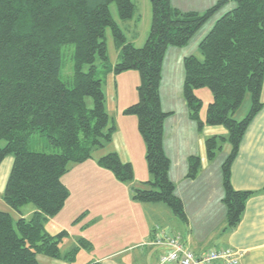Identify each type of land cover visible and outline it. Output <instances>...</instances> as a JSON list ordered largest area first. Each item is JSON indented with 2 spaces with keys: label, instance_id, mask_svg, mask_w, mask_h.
<instances>
[{
  "label": "trees",
  "instance_id": "16d2710c",
  "mask_svg": "<svg viewBox=\"0 0 264 264\" xmlns=\"http://www.w3.org/2000/svg\"><path fill=\"white\" fill-rule=\"evenodd\" d=\"M235 8L216 20L198 45L202 60L184 58L183 97L189 118L201 131L204 126L222 127L226 137L205 140L207 161L215 159L219 140L228 142L230 153L221 166L225 207V231L241 222L246 202L254 192L236 191L231 186L230 168L253 118L262 110L264 83V0H234ZM150 29L141 48L127 43L113 21L109 6L114 4L119 20H131V0H0V164L11 155L13 163L1 197L14 211L31 204L29 219L15 222L0 211V264H39L37 256L72 262L77 246L61 255L56 237L44 232L48 219L57 216L69 196L61 183L69 164L91 159L95 149L112 141L115 126L105 110L99 66L104 74L128 71L139 74L138 100L122 114L137 119V131L145 146V162L151 180L148 189L133 188L132 201L164 204L187 222L183 204L168 177L170 162L163 150V124L159 88L161 69L169 47H185L226 3L219 1L202 14L182 12L170 0H149ZM112 33L119 61L110 64L104 34ZM73 46L72 75L60 78L62 48ZM88 66V72L83 68ZM207 88L212 94L205 121L199 119L202 102L194 90ZM247 94L251 107L244 119L233 116ZM44 138L49 152L30 149L33 138ZM187 178L194 179L201 162L187 160ZM97 165L110 171L119 182H132L130 163L117 153L101 157ZM88 264H99L89 262Z\"/></svg>",
  "mask_w": 264,
  "mask_h": 264
},
{
  "label": "crops",
  "instance_id": "0c3cea01",
  "mask_svg": "<svg viewBox=\"0 0 264 264\" xmlns=\"http://www.w3.org/2000/svg\"><path fill=\"white\" fill-rule=\"evenodd\" d=\"M172 7L179 10L177 6ZM134 20L132 24L134 32L129 37L124 36L128 43L139 48L145 42L148 33L144 30L140 33L137 30L138 17ZM124 23L123 25H128ZM169 49L173 48L169 47L166 53L169 51L176 53L175 50ZM166 53L164 57H166ZM119 78L124 83V76H119ZM117 79V76L112 73L107 75L105 110L109 118H112L111 122L116 128L111 141V144L116 142L115 147L108 149L107 152L117 153L122 162L130 163L135 169L136 158L144 161L145 146L137 131V119L133 116H124L122 112L126 107L134 104L137 98L134 94H131L130 98L126 94L121 96L120 83ZM159 96L162 111L170 114L163 124V150L170 162L168 177L175 187V195L183 204L187 227L182 226L180 232H174L170 228H161L157 224L151 223L148 217L150 212L164 213L165 208L162 204L138 205L129 199L126 209H118L112 204L107 207L102 205L98 207L97 211L103 213L100 214L103 216L90 219L93 221V229L90 228L93 233L90 237L85 238L89 241L91 250L80 249L72 262L37 256L39 264H88L89 262H99V264H159V257L165 254L166 248L154 245V241L161 232L181 236L185 246L196 256L212 249L209 247L207 239L215 235V238L218 237L216 249L232 248L240 252L239 264H264V107L247 128L237 157L230 168L232 188L236 191L254 192L255 195L246 202L241 222L237 228L226 232V210L222 208L223 187L220 170L222 165L219 164L215 173L214 170L211 172L212 164L206 159L205 140L211 137L224 138L227 136V132L219 126H204L202 129L204 140L201 142V149L199 148L197 153H194V150L191 151L190 147L184 150V146L188 145L190 140H196L199 131L198 126L195 128V122L190 120L187 106L186 113L183 114V117L178 118L176 109L163 105L160 88ZM261 100L264 102V83ZM124 123L129 124L128 131L123 130L122 125ZM117 140L119 144H117ZM168 140H170L169 149H167ZM174 147L178 149L177 154L174 153ZM191 156L198 157L201 162L200 169L194 179L187 178V160ZM8 165L11 166V162L6 165V169L0 176V211L9 213L12 218H15L13 220L21 217L29 219L35 212L34 208L26 211L20 209V213H18L1 197L10 173ZM93 172L107 176L106 172L98 168H95ZM133 172L135 174V170ZM144 178L147 176L145 175ZM64 206L66 207V205ZM214 206L219 207L217 219L213 210ZM65 207L61 211H64ZM82 211L84 209L71 211V213L77 214ZM118 216H121L120 220L117 219ZM138 216L142 219L140 220ZM126 217H128V222L124 224L121 220ZM81 225L85 224L82 223ZM57 230L60 229L57 227ZM109 230L111 233L105 236L104 234ZM83 233L81 232L80 235ZM75 240H78L77 237L61 242V246H59L61 255L77 246ZM79 257L81 258L80 261ZM214 264L222 263L214 262Z\"/></svg>",
  "mask_w": 264,
  "mask_h": 264
},
{
  "label": "rangeland",
  "instance_id": "374dc122",
  "mask_svg": "<svg viewBox=\"0 0 264 264\" xmlns=\"http://www.w3.org/2000/svg\"><path fill=\"white\" fill-rule=\"evenodd\" d=\"M219 1L221 0H170V5L177 6L179 10H181L182 12H196L198 14H202L211 7L215 6ZM225 1L226 3L222 5L221 9L217 12V14L193 36V38L189 41V43L185 47L182 48L171 47L173 49H169V50H175L176 53H170L171 51H169V53H166V57H164L163 60L164 63H162L163 65H162L161 83H160L161 98L163 101V105L165 107L169 106L176 109L178 118L183 117V114H185L187 111L186 103L183 97L184 58L192 55L197 57L199 60H202V57L198 51L199 42L202 41L203 37L211 30L217 19L222 17L224 14L232 11L236 6L234 0H225ZM131 2L134 5V15H133L134 17H132V21L119 20L115 5L110 4L109 10L113 21L118 26L123 36L125 35L129 37V35L134 32V30H132V24L135 21L134 19L138 17L139 20L137 21V25H138L137 30H139L140 33L143 30L149 33L150 22H151V8H150L149 0H131ZM123 22H125L124 24H128V25H123ZM126 42L128 43L127 40ZM104 43L106 45V56L108 58V61L110 62V64L115 65L119 61V51L113 43L112 33L109 28L105 30ZM143 44L139 46V48H141ZM61 53H62V66L60 71V78L63 81H68L71 79V75H72L71 57L73 53V46L71 45L64 46L62 48ZM99 63L100 61L97 56L95 60V66L96 67L98 66L99 73L96 74L95 77L102 81V91L104 96L106 97L107 95L106 82H107L108 74H104L102 68H100L99 66ZM83 71L87 73L88 66H85L83 68ZM114 76H117L118 78L117 80L120 83L121 96L126 94L127 97L130 98L131 94H134L138 100L137 91H136V88L139 85V81H140L138 72L128 71ZM119 76H124V83L122 82V79L119 78ZM194 94L202 102V107L199 112V119L202 122H204L208 105L212 102L213 99L212 94L207 88L196 89L194 90ZM250 107H251L250 96L247 94V96L243 101V104L235 113L233 118L236 121H241L248 114ZM111 119L112 118L110 117L109 118L110 123H111ZM122 126L124 131L129 130L128 123H124V125ZM195 128H197V124L195 125ZM199 133H201L200 137H199ZM196 140L194 139L190 140L188 145L184 146L183 149L185 150L187 147H190L191 151L194 150L195 151L194 153H197L198 149L199 148L201 149L202 140H204L202 130L198 131V136ZM169 141L170 140L167 141V149H169L170 147ZM218 143H219V150L216 151L215 159L210 161V163L212 164L211 172H213L214 170V173L215 171H217V168H219V164L221 166L230 153V146L228 142H223L222 140H219ZM115 144L116 142L112 144L110 142L105 144L103 148L95 149L91 153V159L85 163L68 165L67 173H65L61 178V183L66 187L69 194L68 200L66 201L67 203L65 204L66 207L64 206L65 207L64 211H61L57 215V217L52 218L50 220L48 219L44 224V232L50 236L56 237L61 232L66 233V235L63 236L62 239L60 240L59 246H61L62 241L70 240L72 237H77L78 239L77 241L84 240L89 243V241L85 240V238L90 237L93 233L92 231L93 221L92 220L90 221V219L99 218L100 216H103L100 215L103 213L97 211L99 206L105 205L107 207L108 205L112 204L115 205L118 209H126V207L128 206L127 202H129V199L130 201H132L133 188L135 187L141 189L149 188V185L146 184V182L150 181L151 177L147 171L145 156H144V161L139 160L137 158L135 159V169L134 167H132V169L135 170V174L133 172L132 182L121 183L115 179V177L110 171L101 169L99 166L97 167L98 160L101 157H104L107 154H109L107 150L110 148L113 149L115 147ZM117 144H119V141ZM30 149L44 153L49 152V147L46 140L38 136H35L33 138L32 142L30 143ZM171 149H172V142H171ZM174 149H175L174 153L177 154L178 149L176 147H174ZM136 153L138 152L136 151ZM134 155L135 157H137L136 154ZM7 162L8 163L11 162V166H12L13 158L11 155L5 157L2 163L0 164V176L3 173V171L6 169V165L8 164ZM11 166L8 165L9 171L11 169ZM95 168H98L106 172L107 176L94 174L93 170ZM145 175L147 176V178H144ZM135 204L139 205L140 203L135 202ZM162 206H164L165 208L164 213H156L155 211L150 212L148 217L150 218L151 223L157 224L161 228H170L174 232H180L182 230V226L187 227V222H184L180 218L176 217L166 205L162 204ZM32 208L33 206L31 204H26L21 207V210L26 211ZM222 208L223 210H225L223 204H222ZM79 209H84V211H82L81 213L79 212L80 214L71 213V211H76ZM213 210L215 213V218L217 219L219 214V207L214 206ZM120 218L121 216L117 217L118 220H120ZM138 218L140 220L142 219V217L139 216ZM13 219L15 218L13 217ZM13 221L15 222L16 220ZM121 221L122 223L126 224L128 222V217H126L124 220ZM82 223H84L85 225L82 226L81 225ZM57 227L60 230H57ZM81 232L84 233L80 235ZM108 233H111L110 230L109 232H106L104 235L107 236ZM207 240L210 248H216L218 246V242H217L218 237L215 238V235L208 237ZM80 260L81 258L79 257V261Z\"/></svg>",
  "mask_w": 264,
  "mask_h": 264
},
{
  "label": "built area",
  "instance_id": "2783aa9c",
  "mask_svg": "<svg viewBox=\"0 0 264 264\" xmlns=\"http://www.w3.org/2000/svg\"><path fill=\"white\" fill-rule=\"evenodd\" d=\"M154 245L166 248L165 254L159 257V264H239L240 252L232 248H212L196 256L182 241L181 236L161 232Z\"/></svg>",
  "mask_w": 264,
  "mask_h": 264
}]
</instances>
